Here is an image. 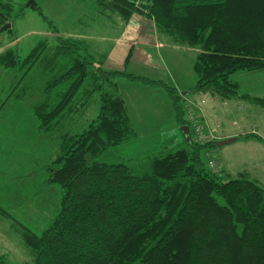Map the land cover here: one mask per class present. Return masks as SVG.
<instances>
[{"label":"trees","instance_id":"1","mask_svg":"<svg viewBox=\"0 0 264 264\" xmlns=\"http://www.w3.org/2000/svg\"><path fill=\"white\" fill-rule=\"evenodd\" d=\"M98 3L125 25L138 12L174 44L196 48L194 92L203 90L221 101L250 99L264 108V97L241 95L231 79L243 70L264 71V0ZM14 11L11 1L0 0V30ZM53 32L51 46L43 39L23 59L12 51L0 55L6 69L29 70L40 63L41 72L50 75L39 89H31L36 130L51 131L97 95L98 112L81 132L64 136L59 152L42 169L48 191L56 194L57 206L48 218L33 214L32 224H26L20 217L30 219L27 210H0L20 227L29 254L23 264H264V182L224 179L211 169L203 154L219 141L200 143L186 136L187 148L152 157V170L141 176L124 163L98 160L135 135L121 80L164 89L177 124L190 127L185 93L164 80L105 69L106 53ZM0 91L1 113L14 96ZM252 136L263 140L243 137ZM41 197L31 201H47L48 208L51 199ZM8 261L7 254L0 255V264Z\"/></svg>","mask_w":264,"mask_h":264},{"label":"rangeland","instance_id":"2","mask_svg":"<svg viewBox=\"0 0 264 264\" xmlns=\"http://www.w3.org/2000/svg\"><path fill=\"white\" fill-rule=\"evenodd\" d=\"M8 1L15 5V11L11 21L7 22L11 26L0 30V55L12 51L18 59L25 58L43 39H48L51 46L56 38L54 29L63 37L83 39L94 53L107 54L123 26L117 15L111 16L103 11L99 0ZM20 8H23L21 14ZM141 17L143 15L136 12L131 20H139ZM146 22L147 25H154L153 20L149 18H146ZM134 24L138 25L136 22ZM155 30L161 41H170L160 34L157 28ZM163 53L166 58L172 55L166 48ZM196 53V48L179 45L178 58L182 59V64L181 69L175 71H181L179 76L182 75L183 79L191 73L195 75L193 65ZM39 64L29 70L26 67L10 70L0 64V89L3 90L4 97L10 91H13L11 93L14 96L0 113V210H6L4 207L12 212H16L18 208L27 210L31 214L30 219L26 216L20 217L26 224H32L33 214L43 212L48 218L50 211L57 206L56 194L54 197L48 191L45 172L42 169L59 152V144L64 136H74L81 132L98 112L97 95L86 107L79 108L74 116H69L47 133H39L31 108L35 95L31 89H39L42 79L46 80L50 76L41 72L43 66ZM145 74L155 77L154 73ZM262 74L264 71L243 70L233 74L231 79L239 84L238 91L241 95L247 93L250 97H264V77L260 76ZM139 84L135 85L139 87ZM194 90L195 88L184 94L183 99L185 103L190 101L195 105L197 112L194 113L200 114L198 119L203 123L206 133L213 134L214 139L206 142L226 140H221L223 135L232 136L228 137L232 142L210 147L204 152L206 164L209 157L215 158L219 165L214 171H219L224 179L244 176L264 182V108L252 103L250 99L221 101L214 99L209 92ZM141 91L136 92L135 97L132 93V101L128 99L135 135L98 157L99 161L110 164L124 163L137 176L152 170V157L187 148L185 133L175 121L170 108L171 98L168 101L170 104H165L159 92ZM203 95L206 104L201 100ZM38 96L41 97V94ZM205 107L211 108L207 110L210 115L205 112ZM188 117L187 111L185 118ZM207 128L210 131H207ZM193 132L190 126L189 136L192 137ZM246 135H259L263 140L254 136L243 137ZM37 196H42L40 200L46 197L51 199L48 208L47 201H31L32 197ZM218 200L225 204L220 197ZM33 202L37 203L36 207ZM13 221L11 217L6 218L0 212V255H8V264H23L29 259L28 248L20 227ZM34 226L40 228L39 224Z\"/></svg>","mask_w":264,"mask_h":264},{"label":"crops","instance_id":"3","mask_svg":"<svg viewBox=\"0 0 264 264\" xmlns=\"http://www.w3.org/2000/svg\"><path fill=\"white\" fill-rule=\"evenodd\" d=\"M143 17L139 18V20H131L132 22L130 21L131 23L129 22L126 25H124L123 23L118 36L115 38L113 44L109 48L110 50L106 54L103 63L104 68L108 70L127 69L130 73L141 76H147L145 72L154 73V78L150 76L147 77L155 80H164L174 85L182 93L186 94L187 92H190V90L195 88L194 84H197L195 75L191 73V75H189L186 79H183L182 75L181 77L179 76V74L182 72L179 70L175 71V69H181L182 64V59L178 58L179 45H175L168 40L161 41L155 30V24L153 26H151L152 24L147 25L148 23L146 22V18L144 17L145 19H143ZM134 22L138 23V25H135ZM164 48H166L168 52L172 54L171 56L168 55V58H166L163 53ZM131 49H133L132 56L129 63L126 64V59ZM131 68L132 70H130ZM164 76L165 78H162ZM260 76L264 77V74ZM135 84L139 83L131 82L128 80L120 81V88L127 101L128 107L129 100L132 101L134 99L132 98V93L135 97V93L141 91V89H143L142 91L147 90V92H159L158 94H160L163 102L165 104H170L168 102L169 97L167 93L164 92V89L163 91L160 88L151 89L155 87H148L141 83L139 84L140 86L137 87V85ZM201 100H203L204 103L206 102V98H204V95L201 97ZM170 106H172V104H170ZM170 108L172 109V114L174 117L173 108ZM210 109V107L208 109H206L205 107L204 110H206L205 112L208 113ZM206 130L210 131L209 128H207ZM228 137L232 136L223 135L220 138L222 140L228 139Z\"/></svg>","mask_w":264,"mask_h":264},{"label":"built area","instance_id":"4","mask_svg":"<svg viewBox=\"0 0 264 264\" xmlns=\"http://www.w3.org/2000/svg\"><path fill=\"white\" fill-rule=\"evenodd\" d=\"M193 108V109H192ZM195 109V110H194ZM187 111L189 112L188 120L190 122L191 128L194 130L192 134V139L196 142L204 143L206 140L214 139L212 133L207 134L205 128L203 127V123L199 121L200 114L197 115L194 113L196 111V107L192 102H188ZM197 112V111H196ZM197 116V118H196ZM200 122V123H199ZM208 165L211 169L216 170L218 168V163L215 158H208Z\"/></svg>","mask_w":264,"mask_h":264},{"label":"water","instance_id":"5","mask_svg":"<svg viewBox=\"0 0 264 264\" xmlns=\"http://www.w3.org/2000/svg\"><path fill=\"white\" fill-rule=\"evenodd\" d=\"M10 26H11V24H10V23H7L6 25L3 26L2 30H6V29L9 28ZM182 130L184 131L185 136L188 137V136H189V127H188V126L182 127ZM230 142H232L231 139L222 140V141H219V142L217 143V146H221V145H224V144H228V143H230Z\"/></svg>","mask_w":264,"mask_h":264}]
</instances>
